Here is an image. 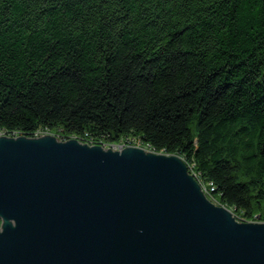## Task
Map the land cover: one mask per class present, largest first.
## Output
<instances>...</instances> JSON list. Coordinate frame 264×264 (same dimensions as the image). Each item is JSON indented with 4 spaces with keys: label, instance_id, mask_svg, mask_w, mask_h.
<instances>
[{
    "label": "trees",
    "instance_id": "trees-1",
    "mask_svg": "<svg viewBox=\"0 0 264 264\" xmlns=\"http://www.w3.org/2000/svg\"><path fill=\"white\" fill-rule=\"evenodd\" d=\"M0 132L179 156L264 223V0H0Z\"/></svg>",
    "mask_w": 264,
    "mask_h": 264
},
{
    "label": "water",
    "instance_id": "water-1",
    "mask_svg": "<svg viewBox=\"0 0 264 264\" xmlns=\"http://www.w3.org/2000/svg\"><path fill=\"white\" fill-rule=\"evenodd\" d=\"M0 220V264H264V223L138 147L1 136Z\"/></svg>",
    "mask_w": 264,
    "mask_h": 264
},
{
    "label": "rangeland",
    "instance_id": "rangeland-1",
    "mask_svg": "<svg viewBox=\"0 0 264 264\" xmlns=\"http://www.w3.org/2000/svg\"><path fill=\"white\" fill-rule=\"evenodd\" d=\"M57 134V133H56ZM45 135H53V136H55V137H57L56 135H54V134H49V133H47V134H45ZM58 139H59V137H57ZM72 139V138H71ZM139 148V147H138ZM140 148H142V149H144V150H146V151H149L150 152V150H148V149H146V148H143V147H140ZM202 190H203V192H204V194L207 196V198L211 201V202H213L214 204H216L217 205V202L216 201H214L209 195H208V189L207 188H202ZM231 212H233L232 210H230Z\"/></svg>",
    "mask_w": 264,
    "mask_h": 264
},
{
    "label": "built area",
    "instance_id": "built-area-1",
    "mask_svg": "<svg viewBox=\"0 0 264 264\" xmlns=\"http://www.w3.org/2000/svg\"><path fill=\"white\" fill-rule=\"evenodd\" d=\"M1 136H4V134H2V133L0 132V137H1ZM108 148L122 149V148H125V146H124V145H114V146H111V147H108Z\"/></svg>",
    "mask_w": 264,
    "mask_h": 264
},
{
    "label": "bare ground",
    "instance_id": "bare-ground-1",
    "mask_svg": "<svg viewBox=\"0 0 264 264\" xmlns=\"http://www.w3.org/2000/svg\"><path fill=\"white\" fill-rule=\"evenodd\" d=\"M140 148V147H139Z\"/></svg>",
    "mask_w": 264,
    "mask_h": 264
}]
</instances>
